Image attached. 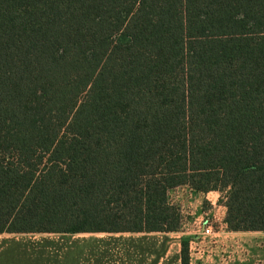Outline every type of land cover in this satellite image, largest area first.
<instances>
[{"label": "trees", "instance_id": "1", "mask_svg": "<svg viewBox=\"0 0 264 264\" xmlns=\"http://www.w3.org/2000/svg\"><path fill=\"white\" fill-rule=\"evenodd\" d=\"M180 186L264 232V0H0V234L178 232Z\"/></svg>", "mask_w": 264, "mask_h": 264}, {"label": "crops", "instance_id": "2", "mask_svg": "<svg viewBox=\"0 0 264 264\" xmlns=\"http://www.w3.org/2000/svg\"><path fill=\"white\" fill-rule=\"evenodd\" d=\"M183 187L180 193L192 194V202L189 201L191 204L189 206L194 205L196 212L201 208L199 206L201 201L207 199L209 194H219L217 192L203 194ZM220 208L222 215L225 214V207L220 205ZM4 234L27 235L26 233H2V235ZM55 235L70 237L69 241L61 238L54 243L47 241L41 245L47 249V247L55 246L60 242L59 254L55 258L45 256V253L41 251L34 262L33 253L26 243L6 240L0 245V264H14V262L15 264H180L179 232H81Z\"/></svg>", "mask_w": 264, "mask_h": 264}, {"label": "rangeland", "instance_id": "3", "mask_svg": "<svg viewBox=\"0 0 264 264\" xmlns=\"http://www.w3.org/2000/svg\"><path fill=\"white\" fill-rule=\"evenodd\" d=\"M182 187L170 191L168 198L175 202L181 200L187 208L182 216V225L179 226L178 241L180 250L181 241H186L188 264H264V232L228 231L224 223L225 214L222 215L220 208V205L223 206L220 194H209L207 199L201 201L199 204L201 208L196 212L194 205L189 206L192 202V194H174L175 191L181 192ZM205 220L210 226L208 234L202 232L203 225L200 224ZM61 238L67 241L70 239V237L55 234H1L0 245L6 240L17 243L22 241L31 249L35 262L41 251L50 258L58 256L60 242L47 249L41 245L47 241L54 243Z\"/></svg>", "mask_w": 264, "mask_h": 264}, {"label": "built area", "instance_id": "4", "mask_svg": "<svg viewBox=\"0 0 264 264\" xmlns=\"http://www.w3.org/2000/svg\"><path fill=\"white\" fill-rule=\"evenodd\" d=\"M174 194H181V193L178 191H175ZM169 202H170V204H172L173 206H175L177 208L179 215H180V226H181L182 225V218H183L182 216L184 215V213H186L187 208L185 207V205L183 204V202L181 200H178L177 202L169 200ZM200 224L203 225L202 226V232H204L205 234H208L210 231V226L207 223V221L206 220L202 221V223H200Z\"/></svg>", "mask_w": 264, "mask_h": 264}]
</instances>
